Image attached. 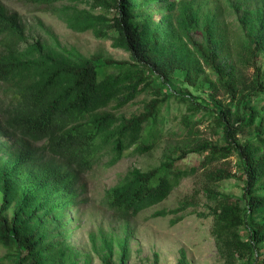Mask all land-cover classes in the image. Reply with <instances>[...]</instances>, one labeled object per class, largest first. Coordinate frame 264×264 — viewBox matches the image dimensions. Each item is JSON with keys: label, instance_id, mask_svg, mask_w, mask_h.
Listing matches in <instances>:
<instances>
[{"label": "trees", "instance_id": "trees-1", "mask_svg": "<svg viewBox=\"0 0 264 264\" xmlns=\"http://www.w3.org/2000/svg\"><path fill=\"white\" fill-rule=\"evenodd\" d=\"M23 1L52 8L75 32L111 40L129 59L41 43L22 48L23 18L0 3L4 260L81 264L69 239L88 201L84 175L116 165L130 150L155 149L167 133L165 110L178 99L187 104L181 126L190 144L155 168L129 170L103 204L129 219L166 200L201 168L225 264H264V0ZM178 78L186 90L173 85ZM192 88L205 95L195 97ZM145 92L139 113H122ZM202 126L219 140H196ZM191 153L200 156L199 167L179 165ZM233 157L235 172L227 166ZM233 179L243 182L240 194L227 189ZM189 206L184 200L179 209ZM97 251L103 264H116L114 238Z\"/></svg>", "mask_w": 264, "mask_h": 264}, {"label": "rangeland", "instance_id": "rangeland-1", "mask_svg": "<svg viewBox=\"0 0 264 264\" xmlns=\"http://www.w3.org/2000/svg\"><path fill=\"white\" fill-rule=\"evenodd\" d=\"M10 11L17 12L23 18L26 26L27 40L21 47L41 43L59 48L76 49L91 56L94 54L122 60L129 59V53L115 48L109 39H101L92 32H75L47 6H40L23 0H0ZM80 7H89L88 3ZM237 9V8H236ZM99 11V9H97ZM241 10L235 11V15ZM173 85L185 89L181 79H176ZM195 97H203L205 91L192 88ZM150 93H143L133 103L123 108L127 116L139 113L144 100L149 99ZM187 112V104L173 99L171 111L166 114L165 139L151 152L136 154L129 151L121 161L112 167L102 165L84 175L87 203L80 209L78 220L74 223V231L69 239L77 252L81 264H103L101 249L105 238H114V262L121 264L122 244H127L129 253L126 264H225L220 249L213 234L214 217L210 214V202L203 190L206 171L199 169L194 174L186 176L181 184L163 202L154 205L129 219L121 218L111 212L103 200L106 192L116 186L132 168L150 170L159 166L166 154L176 153L187 148L192 141L183 136L181 117ZM202 132L196 140L210 138L219 140V136L208 127H200ZM200 156L191 153L179 162L184 168L199 167ZM236 159L230 158L227 166L236 171ZM227 189L240 194L241 180L228 181ZM190 202V206L181 211V203ZM160 212H164L160 214ZM180 218V219H179ZM179 219V221H177ZM94 237L97 243L94 244ZM6 251L0 248V264H8L4 260ZM236 264H243L238 262ZM246 264V263H245Z\"/></svg>", "mask_w": 264, "mask_h": 264}]
</instances>
